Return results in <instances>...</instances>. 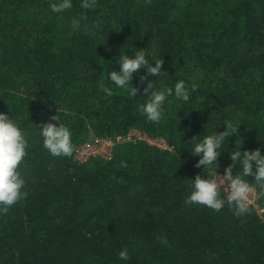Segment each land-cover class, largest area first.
I'll list each match as a JSON object with an SVG mask.
<instances>
[{"label": "trees", "instance_id": "16d2710c", "mask_svg": "<svg viewBox=\"0 0 264 264\" xmlns=\"http://www.w3.org/2000/svg\"><path fill=\"white\" fill-rule=\"evenodd\" d=\"M53 2L0 0V111L29 139L19 166L27 196L0 211V264H264V212L185 204L191 179L206 175L188 151L193 136L230 120L240 124V150L264 154V0H98L93 10L73 0L64 13ZM81 14L87 20L74 31ZM130 45L161 57L166 70L148 77L141 68L136 97L106 79ZM141 75L198 90L187 103L170 97L154 124L139 112ZM57 112L74 145L133 130L165 147L138 138L116 143L110 159L53 157L39 127ZM236 139L225 141L217 172L232 163Z\"/></svg>", "mask_w": 264, "mask_h": 264}, {"label": "clouds", "instance_id": "9594fccd", "mask_svg": "<svg viewBox=\"0 0 264 264\" xmlns=\"http://www.w3.org/2000/svg\"><path fill=\"white\" fill-rule=\"evenodd\" d=\"M98 0H80V8L93 10ZM73 8V0H54L50 4L53 13H64ZM87 16L81 14L73 19L72 28L79 31L81 21H86ZM87 30V25H84ZM131 54L126 51L119 56L116 63L118 70L107 74L106 79L116 88L128 92L131 97H136L138 89L132 86V79L141 68L146 69L148 77H159L166 70L162 69L163 61L150 59V52L145 48L136 49L130 45ZM146 77H139L140 83L146 81ZM102 91L106 96L113 95V89L102 85ZM198 90L196 83H189L183 79L175 82L174 86L157 87L154 82L147 79L143 89L147 97L145 103L139 105V112L147 121L158 124L164 118L165 105L170 97L184 103L189 102L191 93ZM223 130L217 131V127L207 135L193 136L189 141L188 150L193 156L198 157L195 167L203 168L206 175L197 174L192 180L191 190L185 199V204L202 205L214 212L221 211L225 205L229 206L237 217L249 213L250 205L256 199H264V154L261 148L254 150H240L238 126L230 120H224ZM219 124V126L221 125ZM71 129L61 121L58 112L50 117V121L39 127V136L42 138L43 147L53 157H71L75 151ZM232 135L237 137L235 151L230 153L232 163L223 173L217 172L219 167L218 156L224 149L225 141ZM264 147V146H262ZM29 139L20 121L13 115L0 111V211H6L18 201L26 198L24 191L25 179L19 166L27 155ZM238 166L239 171L233 172ZM248 177H252L251 180ZM159 242L167 245L165 236L158 237ZM122 261L129 260L127 248L118 253Z\"/></svg>", "mask_w": 264, "mask_h": 264}, {"label": "built area", "instance_id": "2783aa9c", "mask_svg": "<svg viewBox=\"0 0 264 264\" xmlns=\"http://www.w3.org/2000/svg\"><path fill=\"white\" fill-rule=\"evenodd\" d=\"M137 131H130L127 136H117L114 139H106L101 137H94L89 141L82 142L75 145L74 159L77 161H84L91 156H101L104 159H110L112 156V149L114 145L120 141L131 140L132 134ZM140 139H146L150 144L156 145L159 147H165V143L160 138H148L144 134L138 132ZM258 199L250 205L252 206L258 215H262L264 212V207L261 206L258 202Z\"/></svg>", "mask_w": 264, "mask_h": 264}, {"label": "rangeland", "instance_id": "374dc122", "mask_svg": "<svg viewBox=\"0 0 264 264\" xmlns=\"http://www.w3.org/2000/svg\"><path fill=\"white\" fill-rule=\"evenodd\" d=\"M138 135H139L138 132H134V134H132V136H131V140H136V139H138V138H139Z\"/></svg>", "mask_w": 264, "mask_h": 264}]
</instances>
